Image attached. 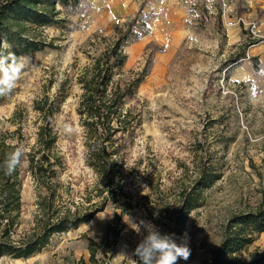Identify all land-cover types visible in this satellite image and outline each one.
Returning a JSON list of instances; mask_svg holds the SVG:
<instances>
[{
  "label": "rangeland",
  "instance_id": "rangeland-1",
  "mask_svg": "<svg viewBox=\"0 0 264 264\" xmlns=\"http://www.w3.org/2000/svg\"><path fill=\"white\" fill-rule=\"evenodd\" d=\"M140 5L141 15L123 44L124 78L142 77L137 101L131 103L142 109L144 122L127 157V165L136 170L128 187L133 207L115 221L120 208L108 204L87 223L53 235L38 253L25 258L5 255L0 264H93L89 239L101 245H92L98 264H128L146 235L143 228L139 234L135 228L141 220L150 221L148 210L153 211L154 200L161 197L151 193L157 176L169 199L180 186H191L202 166L220 173L201 190L200 206L187 216L181 237L188 233L191 255L178 264L208 259L222 238L226 219L262 200L264 0H80L76 7L61 9L57 24L39 29L49 46L22 56L27 59L16 88L0 96V128L15 127L9 118L21 106L23 143H32L36 120L32 101L52 96L66 80L67 95L54 115V127L65 157L60 179L70 192L67 203L79 201L94 176L82 158L76 76L87 55H97L103 46L95 36H112L114 26H124ZM252 57L257 58L255 67ZM26 163L15 238L32 227L37 212L36 188ZM254 251H264V232L242 256Z\"/></svg>",
  "mask_w": 264,
  "mask_h": 264
},
{
  "label": "trees",
  "instance_id": "trees-1",
  "mask_svg": "<svg viewBox=\"0 0 264 264\" xmlns=\"http://www.w3.org/2000/svg\"><path fill=\"white\" fill-rule=\"evenodd\" d=\"M79 2L0 0V54L11 52L22 57L49 46L39 29L57 24L61 9L76 7ZM141 12L140 5L124 26H114L112 36L96 35L103 46L97 55H87L88 60L76 76L81 90L75 111L81 127L82 158L94 176L92 184L86 185L79 195V201L67 203L70 192L66 191L60 179L65 157L57 146L59 135L54 127V115L67 95L66 80L57 86L52 96L44 94L32 101L31 108L36 114L32 143H23L21 122L24 111L21 106H17L9 118L15 127L11 130L0 128V257L25 258L38 253L53 235L87 223L108 204L120 208L115 221L133 207L128 187L136 170L135 166L127 165V157L144 122L142 109L131 103V100L137 101L136 90L142 77L124 78L123 66L127 55L123 44L132 34V25ZM94 42L90 41V44ZM241 57H245V53ZM252 60L255 67L257 58L252 57ZM17 148L23 151L22 163L11 175H6L4 162L7 155ZM23 161L27 162L25 171L35 184L37 212L32 227L15 238L13 234L22 212ZM219 178L220 173L204 165L191 186H180L168 199L157 184V176L151 193L161 197L154 200L153 211L148 210L150 221L161 233L175 234L179 243L188 214L201 204V190ZM110 230L111 225H108L107 232ZM262 232L264 196L254 208L234 213L226 219L219 244L201 264H264V251L250 252L247 258L242 256V252ZM114 234L117 236L118 231ZM89 242V260L98 264L92 245H101L92 239ZM113 254L114 249L108 258Z\"/></svg>",
  "mask_w": 264,
  "mask_h": 264
},
{
  "label": "clouds",
  "instance_id": "clouds-1",
  "mask_svg": "<svg viewBox=\"0 0 264 264\" xmlns=\"http://www.w3.org/2000/svg\"><path fill=\"white\" fill-rule=\"evenodd\" d=\"M26 57H17L15 53L0 54V96L9 95L17 86L25 68ZM23 151L17 148L9 153L4 162L6 175H11L22 163ZM155 215H158L155 214ZM141 228L146 235L138 243L134 255L138 260L132 259V264H178L183 259L187 261L191 255L189 235L183 234L178 243L175 234L161 233L151 221L141 220L135 231L139 234Z\"/></svg>",
  "mask_w": 264,
  "mask_h": 264
},
{
  "label": "built area",
  "instance_id": "built-area-1",
  "mask_svg": "<svg viewBox=\"0 0 264 264\" xmlns=\"http://www.w3.org/2000/svg\"><path fill=\"white\" fill-rule=\"evenodd\" d=\"M133 260H138V257H134ZM128 264H132V260Z\"/></svg>",
  "mask_w": 264,
  "mask_h": 264
},
{
  "label": "crops",
  "instance_id": "crops-1",
  "mask_svg": "<svg viewBox=\"0 0 264 264\" xmlns=\"http://www.w3.org/2000/svg\"><path fill=\"white\" fill-rule=\"evenodd\" d=\"M263 233V232H262Z\"/></svg>",
  "mask_w": 264,
  "mask_h": 264
}]
</instances>
